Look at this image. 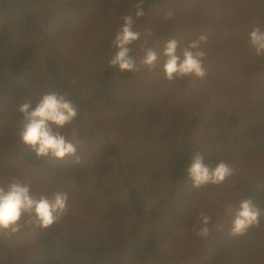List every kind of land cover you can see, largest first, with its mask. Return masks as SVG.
Instances as JSON below:
<instances>
[{
    "label": "trees",
    "instance_id": "1",
    "mask_svg": "<svg viewBox=\"0 0 264 264\" xmlns=\"http://www.w3.org/2000/svg\"><path fill=\"white\" fill-rule=\"evenodd\" d=\"M137 5L142 39L132 54L143 45L161 59L153 71L121 73L109 66L111 41ZM254 25L264 28V0H0V185L17 179L69 197L50 228L0 235V264H264V215L233 236L226 212L246 198L264 211V57L249 45ZM201 34L207 76L167 82L164 44L175 38L180 52ZM49 92L78 107L59 131L77 132L79 163L38 159L20 141L19 107ZM196 152L213 167L225 161L232 176L194 188L186 169ZM201 213L211 217L207 237L193 231Z\"/></svg>",
    "mask_w": 264,
    "mask_h": 264
},
{
    "label": "clouds",
    "instance_id": "2",
    "mask_svg": "<svg viewBox=\"0 0 264 264\" xmlns=\"http://www.w3.org/2000/svg\"><path fill=\"white\" fill-rule=\"evenodd\" d=\"M174 13L170 10L163 17L171 20ZM144 17L140 5H137L135 19L132 15H125L123 22L114 33L111 46L115 50L109 60V66L117 68L121 73H135L146 68L153 71L160 63L161 54L155 49L143 47L141 57L132 54L131 46L141 41L142 34L136 30V21ZM153 35L151 30L144 32V43ZM208 37L201 34L192 40L180 52L179 41L169 39L162 52V72L164 79L173 83L186 78L202 80L207 76L205 60L207 52L204 45ZM248 41L257 57H264V28L254 25L248 33ZM78 107L64 95L56 92L45 93L38 103L33 106L30 101H25L19 107L22 114L19 138L21 143L35 154L38 159H54L63 161L65 158H74L80 162L77 155L79 141L77 132L73 130L71 138L62 134L59 129L71 125L78 116ZM186 174L196 189L223 184L233 174V169L228 163L221 160L210 166L205 163V158L196 152L186 169ZM68 194L58 191L49 197L47 194H36L30 185L17 179L10 181L7 186L0 185V235L11 237L23 228L35 226L47 229L53 226L67 211ZM226 212L233 216L229 234L243 236L250 228L260 224L264 215L251 198H246L239 203L237 208L228 206ZM211 217L201 213L198 223L193 226V231L199 237H207L210 233L209 224ZM219 230V229H218Z\"/></svg>",
    "mask_w": 264,
    "mask_h": 264
},
{
    "label": "rangeland",
    "instance_id": "3",
    "mask_svg": "<svg viewBox=\"0 0 264 264\" xmlns=\"http://www.w3.org/2000/svg\"><path fill=\"white\" fill-rule=\"evenodd\" d=\"M122 253H123V251L121 250V251H120V254H122Z\"/></svg>",
    "mask_w": 264,
    "mask_h": 264
}]
</instances>
